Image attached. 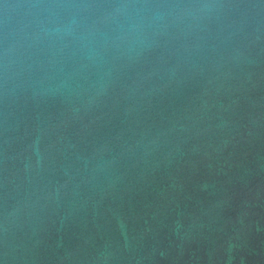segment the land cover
<instances>
[{
    "label": "water",
    "instance_id": "water-1",
    "mask_svg": "<svg viewBox=\"0 0 264 264\" xmlns=\"http://www.w3.org/2000/svg\"><path fill=\"white\" fill-rule=\"evenodd\" d=\"M0 264H264V0H0Z\"/></svg>",
    "mask_w": 264,
    "mask_h": 264
}]
</instances>
